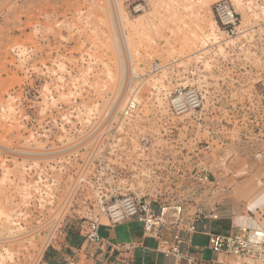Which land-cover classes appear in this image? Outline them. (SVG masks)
<instances>
[{
    "label": "rangeland",
    "instance_id": "374dc122",
    "mask_svg": "<svg viewBox=\"0 0 264 264\" xmlns=\"http://www.w3.org/2000/svg\"><path fill=\"white\" fill-rule=\"evenodd\" d=\"M220 1L139 13L138 0L0 2V264H43L115 197L194 210L245 207L264 189V27L245 31L264 22V0H231L233 38L212 13ZM247 66L255 77L239 80ZM177 90L202 107L175 113Z\"/></svg>",
    "mask_w": 264,
    "mask_h": 264
},
{
    "label": "built area",
    "instance_id": "2783aa9c",
    "mask_svg": "<svg viewBox=\"0 0 264 264\" xmlns=\"http://www.w3.org/2000/svg\"><path fill=\"white\" fill-rule=\"evenodd\" d=\"M7 0H0L5 2ZM140 4L135 8L137 13L145 10L153 0H138ZM219 30H222L229 38L237 36L241 27L240 14L236 11L231 0L217 2L212 10ZM264 92V79H263ZM203 98L194 91L184 92L177 90L172 100V109L179 115L191 111H197L202 107ZM136 106L130 104L126 110V116H131ZM209 149V147L207 148ZM202 185L211 184V176L202 173L199 176ZM232 220L231 231L227 234L212 230V223L218 222L223 217L221 206L212 203L205 209L197 205L194 210H190L188 203L173 206L163 205L157 200L141 198L132 195L115 197L109 204H101L100 213L97 217L86 218L83 224L86 226V243L99 252H107L111 248L112 252L126 249L127 252L134 251L136 244L116 245L110 244L101 234L104 226L114 227L117 225L136 222L142 226L145 239H152L156 242V251L166 259H172L173 264H200L188 254L183 253L182 246L186 243L192 245V238L187 242L182 238V233L189 235H205L208 238V250L212 254L220 255L223 260L221 264H264V232L252 233L250 228L235 222L236 213L229 212ZM106 220L107 224L103 221ZM52 224H61L53 221ZM166 232L173 234L172 240H166ZM59 232L57 235H61ZM51 244L44 249L43 254ZM41 256V257H42ZM119 261V260H118ZM126 259L121 258L119 263L125 264ZM60 264H80L75 259H64Z\"/></svg>",
    "mask_w": 264,
    "mask_h": 264
},
{
    "label": "crops",
    "instance_id": "0c3cea01",
    "mask_svg": "<svg viewBox=\"0 0 264 264\" xmlns=\"http://www.w3.org/2000/svg\"><path fill=\"white\" fill-rule=\"evenodd\" d=\"M255 13H258V10H255L254 12H251L250 10L247 11V14L252 16ZM258 14H262L261 10ZM254 23L255 22L251 24L252 26L249 24L245 28V31L249 32V34L259 32L258 28L264 27V22H259L257 26H254ZM247 45L248 44L246 43L245 47ZM253 72L254 68L247 66L245 73L236 72L234 75L239 80L247 81L255 77ZM209 203L202 206L207 209L209 205L215 202ZM222 205L221 210L223 212V217L220 221L212 223L213 231L225 234L231 231L232 220L228 215L229 212H231V209L236 213V218L234 219L235 222L250 228L252 233L264 232V189H262V191H260L252 201H249L245 207L241 206V203L237 200V198H230L222 203ZM135 226L141 227L140 234L135 233V230L133 229ZM224 226L227 228H224ZM102 229H107V233L102 234L101 232V234L110 244H136L138 247L135 251L130 252H127L126 249H123L121 252V248L112 252L111 248H107L106 253H101L86 243V226L83 223H78V229H75L72 232L68 231L69 234H67L66 237L60 238L58 243H56L57 245L52 246V249H50L52 251V254L50 255L52 256H49L51 251L46 250L41 258V261H43V264H60L64 259L72 258L80 264H121L119 261H121V258H125V264H173L172 259H166L163 255L156 251L157 244L155 241L144 238L142 226L136 222L117 225L114 227L104 226L101 228V231ZM182 238L185 242H187L189 238H192V245L185 243L182 246L183 253L188 254L195 260H200V264H221L223 258L220 255L212 254V252L207 249V236L200 234L189 235L184 232L182 233ZM132 257L133 260L131 261ZM183 264L187 263L184 262Z\"/></svg>",
    "mask_w": 264,
    "mask_h": 264
},
{
    "label": "bare ground",
    "instance_id": "6f19581e",
    "mask_svg": "<svg viewBox=\"0 0 264 264\" xmlns=\"http://www.w3.org/2000/svg\"><path fill=\"white\" fill-rule=\"evenodd\" d=\"M118 64V63H117ZM119 65V70H123V69H125V64L124 63H122V65H121V63L120 64H118ZM117 66V65H116ZM122 68V69H121Z\"/></svg>",
    "mask_w": 264,
    "mask_h": 264
}]
</instances>
